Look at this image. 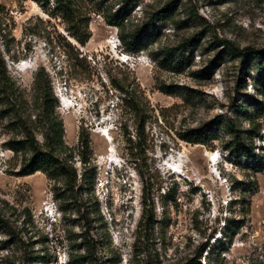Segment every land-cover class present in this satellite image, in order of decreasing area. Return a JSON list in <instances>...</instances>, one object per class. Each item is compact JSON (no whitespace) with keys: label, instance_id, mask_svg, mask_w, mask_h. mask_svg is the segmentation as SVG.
<instances>
[{"label":"rangeland","instance_id":"obj_1","mask_svg":"<svg viewBox=\"0 0 264 264\" xmlns=\"http://www.w3.org/2000/svg\"><path fill=\"white\" fill-rule=\"evenodd\" d=\"M170 1L128 7L124 35L145 39L135 52L102 12L80 45L51 0H0L6 71L32 102L43 68L66 145L82 134L96 169L89 191L74 159L82 187L60 191L58 209L62 185L18 175L0 117V264H264V0H175L158 16ZM101 3L114 11L121 0ZM193 35L195 50L177 51ZM245 50L260 56L244 64ZM129 91L152 109L143 129ZM192 129L201 143L181 139Z\"/></svg>","mask_w":264,"mask_h":264},{"label":"trees","instance_id":"obj_2","mask_svg":"<svg viewBox=\"0 0 264 264\" xmlns=\"http://www.w3.org/2000/svg\"><path fill=\"white\" fill-rule=\"evenodd\" d=\"M35 1L39 2V0ZM41 1L48 3L50 0ZM139 1L121 0V4L116 10L107 11L105 4L101 3L103 0H51L65 31L78 44L85 45L91 38L89 29L91 14L102 12L105 22L121 31L119 35L121 44L135 52L144 48L145 39L137 38L134 35L127 37L123 32L124 21L129 13L128 7L136 5ZM175 6L176 1H170L158 12V16H163V14L165 17L170 16L175 10ZM197 37V35H193L186 39V42L179 46L177 51L185 53L195 50ZM231 51L235 52L236 50L232 48ZM245 51L246 54L239 53L244 64L249 57L258 59L260 56L257 52ZM33 91L34 100L30 102L21 88L9 76L3 61L0 60V117L6 119L12 130V135L5 141L4 147L18 158V175L27 176L41 172L55 184L62 185L55 188L53 193L56 202L59 204L58 209L62 210L60 191L74 192L76 188L80 189L82 185L91 191L94 186L96 169L95 166L91 165V149L87 139L82 134L79 135L76 149L66 145L63 123L56 111L57 101L53 96L50 80L42 67L35 74ZM123 100H128L129 110L135 119L136 117L139 119L138 125L143 129L146 116L152 110L149 103L143 96L138 97L132 91L125 92ZM37 135H41V142ZM203 136L204 133H201L199 129H192L182 135L181 139L189 143L199 144ZM250 154H253L252 148ZM76 158L83 164L81 176L83 184L80 186L73 163ZM78 189L77 191L80 192ZM2 217L3 215L0 213V223L3 220ZM230 226V221H228L224 225L223 235L227 236L228 232H231ZM219 243L222 241L217 240L214 245L210 246L206 255L214 253L213 246ZM203 249H205L204 246L199 250V256L204 251Z\"/></svg>","mask_w":264,"mask_h":264},{"label":"bare ground","instance_id":"obj_3","mask_svg":"<svg viewBox=\"0 0 264 264\" xmlns=\"http://www.w3.org/2000/svg\"><path fill=\"white\" fill-rule=\"evenodd\" d=\"M207 156H208L209 161L214 164L215 163L214 162L215 161V158L217 159L216 153H214V151H210V152H208ZM176 171H178V170H176Z\"/></svg>","mask_w":264,"mask_h":264}]
</instances>
